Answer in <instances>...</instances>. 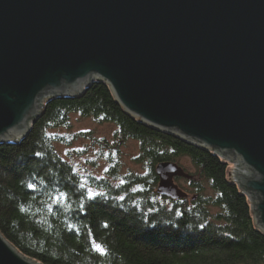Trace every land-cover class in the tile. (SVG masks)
<instances>
[{
    "label": "water",
    "instance_id": "1",
    "mask_svg": "<svg viewBox=\"0 0 264 264\" xmlns=\"http://www.w3.org/2000/svg\"><path fill=\"white\" fill-rule=\"evenodd\" d=\"M103 81L134 119L237 161L264 234V0H0V143L23 139L47 97ZM229 157V158H227ZM160 196H183L175 163ZM0 264H42L0 233Z\"/></svg>",
    "mask_w": 264,
    "mask_h": 264
},
{
    "label": "trees",
    "instance_id": "2",
    "mask_svg": "<svg viewBox=\"0 0 264 264\" xmlns=\"http://www.w3.org/2000/svg\"><path fill=\"white\" fill-rule=\"evenodd\" d=\"M71 114L113 124L117 144L136 141L134 162L145 172L113 185L119 170L110 156L105 177L75 171L58 150L69 143L58 130L69 128ZM182 158L194 174L184 171ZM162 161L190 175L183 196L155 191L154 168ZM89 190L96 195L89 198ZM59 193L65 195L56 199ZM0 233L42 264H264V234L229 162L134 119L103 81L76 97L44 98L27 135L0 143Z\"/></svg>",
    "mask_w": 264,
    "mask_h": 264
},
{
    "label": "rangeland",
    "instance_id": "3",
    "mask_svg": "<svg viewBox=\"0 0 264 264\" xmlns=\"http://www.w3.org/2000/svg\"><path fill=\"white\" fill-rule=\"evenodd\" d=\"M69 121V128L58 130L60 133L69 136V143L65 146H58V150L59 154L73 166L75 171L81 175L92 174L97 178L105 177V172L109 166L107 160L110 156L113 162L118 163L119 170L117 178L110 179L113 185L122 183L123 176L128 173L143 174L145 172L140 163L134 162V157L138 153L137 142L129 139L117 144L116 139H114L115 126L113 124L97 122L89 117H81L77 114H71ZM83 132H89V137L77 135L83 134ZM181 164L185 168V172L194 174L193 167L188 159L182 158ZM229 167L232 178H235L238 170L243 175L248 174L247 168H241L237 161H229ZM186 180V178L184 180L181 177L179 179L174 178V183L182 191H187L188 183ZM186 193L188 196L191 195L189 192Z\"/></svg>",
    "mask_w": 264,
    "mask_h": 264
},
{
    "label": "snow or ice",
    "instance_id": "4",
    "mask_svg": "<svg viewBox=\"0 0 264 264\" xmlns=\"http://www.w3.org/2000/svg\"><path fill=\"white\" fill-rule=\"evenodd\" d=\"M37 155H39V153H37ZM80 186L83 187V184H81ZM28 187L29 188H34L35 185L34 184H29ZM87 194H88L89 198H92L94 195H96V193H93L91 190H89ZM64 195H65L64 193H59L57 195L56 199H59V198L63 197ZM100 195H103V193H100ZM120 199H123V197H120ZM104 226L107 227V223H105ZM93 248H94V250H96L98 252H101V253H103V251H104L102 246L99 245V244L93 243Z\"/></svg>",
    "mask_w": 264,
    "mask_h": 264
}]
</instances>
